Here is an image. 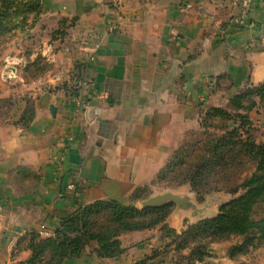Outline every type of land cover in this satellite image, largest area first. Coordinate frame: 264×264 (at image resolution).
I'll list each match as a JSON object with an SVG mask.
<instances>
[{"label": "crops", "instance_id": "0c3cea01", "mask_svg": "<svg viewBox=\"0 0 264 264\" xmlns=\"http://www.w3.org/2000/svg\"><path fill=\"white\" fill-rule=\"evenodd\" d=\"M42 2L43 21L0 50V99L13 104L10 122L0 121V264L13 263L25 232L50 237L81 206L126 202L150 186L199 127L201 107L224 105L246 85L264 82V0H248L247 8L234 0ZM62 18L75 26L52 39ZM39 55L50 69L26 81L23 70ZM223 75L232 87L218 91ZM78 81L69 97L64 88ZM27 100L36 118L17 128ZM252 118L264 143V114ZM23 175L36 179L32 189ZM155 231L161 235L155 229L121 241L129 249L128 241ZM132 251L111 260L87 252L67 264H136Z\"/></svg>", "mask_w": 264, "mask_h": 264}, {"label": "trees", "instance_id": "16d2710c", "mask_svg": "<svg viewBox=\"0 0 264 264\" xmlns=\"http://www.w3.org/2000/svg\"><path fill=\"white\" fill-rule=\"evenodd\" d=\"M43 18L42 0H0V50L19 33H29ZM75 23V19L62 18L52 39H64ZM49 69L47 59L39 55L28 63L23 75L26 81H34ZM228 79L219 76L216 90L232 87ZM64 90L69 97L76 94L74 88ZM12 108L11 100L0 99V121L10 122ZM252 113L264 114V82L246 85L225 105L201 107L199 127L185 134L151 184L166 189L189 186L199 202L217 192L236 196L216 216L186 222L184 230L178 232L167 225L174 205L138 206L154 194L150 185L137 189L127 202L108 199L81 206L61 220L50 237L35 230L25 232L13 248L12 264H67L87 252L99 259H117L130 249L123 246L122 236L155 229L161 230L167 245L139 264H165L169 257L172 264H214V244L231 239L238 242L227 250V258L233 264H249L242 258L264 248V143L256 138ZM35 118V104L27 100L14 125L27 129ZM35 182L31 178L30 189ZM25 252L29 257L20 259Z\"/></svg>", "mask_w": 264, "mask_h": 264}, {"label": "rangeland", "instance_id": "374dc122", "mask_svg": "<svg viewBox=\"0 0 264 264\" xmlns=\"http://www.w3.org/2000/svg\"><path fill=\"white\" fill-rule=\"evenodd\" d=\"M35 29V28H33ZM30 32V31H29ZM22 34V33H21ZM22 35L27 36V33H23ZM225 105V104H224ZM222 106V105H221ZM264 129V126L262 127ZM255 135L256 138L259 137V133H257L256 127H255ZM152 192H162L163 190H165L166 188H163L159 185H155L152 186ZM187 188L186 186L181 188V189H185ZM191 194L194 196V198L197 200V196L191 191ZM236 196H232L230 194L227 193H223V192H217V193H213L210 197H205L207 199L210 198V204H211V212L216 215L219 213L220 208L232 201ZM203 199V201L199 202V204L202 206L203 203L205 202L206 199ZM127 202V201H126ZM141 203V202H140ZM140 203H138V206L140 207ZM186 222L189 223H194L195 221L190 217L189 214H183L180 218V220H175L172 217H169L168 221H167V225L170 226L172 229H175L178 232H182L185 228V224ZM160 233L159 232H154L153 234H151L150 236L147 235H142V236H138V238L133 239L131 241H128V246L130 249H133V252H136L135 255H138L137 258L133 259L134 262L138 261L136 264H139L142 256L149 251L154 252V250H156L157 248H164L167 245V241H164L163 239L162 242L159 240L160 237ZM238 242V239H231V240H222L219 241L217 243L214 244V255H215V259L212 263L214 264H233L232 261H230L227 258V250L234 244H236ZM149 244H151L153 247L149 248ZM148 245V246H147ZM140 246H147V249H143ZM134 255V256H135ZM145 257V256H144ZM171 258L169 257V259L167 260V262L165 264H172L171 263ZM144 260V259H143ZM141 260V261H143ZM243 261H246L249 264H264V248L258 249L254 252H252L251 254H249L248 256H245L242 258Z\"/></svg>", "mask_w": 264, "mask_h": 264}, {"label": "water", "instance_id": "95a60500", "mask_svg": "<svg viewBox=\"0 0 264 264\" xmlns=\"http://www.w3.org/2000/svg\"><path fill=\"white\" fill-rule=\"evenodd\" d=\"M51 112L55 115L56 108L54 106L51 107ZM186 187L185 189L170 188L162 192H155L140 203V208H163L168 205H174L175 209L171 217L178 221L183 214H189L195 222H200L217 215L211 212L210 198L207 199L210 196L206 198L201 206L191 194V188L189 186Z\"/></svg>", "mask_w": 264, "mask_h": 264}, {"label": "built area", "instance_id": "2783aa9c", "mask_svg": "<svg viewBox=\"0 0 264 264\" xmlns=\"http://www.w3.org/2000/svg\"><path fill=\"white\" fill-rule=\"evenodd\" d=\"M234 2H236V3H242L243 4V6L245 7V8H247V2H248V0H234ZM239 23H236V25H238ZM77 74H78V72H77ZM83 84V83H82ZM81 84V85H82ZM79 87V81L76 83V88H74V89H77ZM75 100L77 101V104H78V106L80 107V108H82V107H87V103H83V105L81 104V102H79V99L78 98H75Z\"/></svg>", "mask_w": 264, "mask_h": 264}]
</instances>
